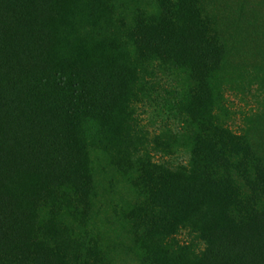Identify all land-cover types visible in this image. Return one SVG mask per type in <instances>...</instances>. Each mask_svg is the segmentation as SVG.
Instances as JSON below:
<instances>
[{
	"label": "trees",
	"instance_id": "1",
	"mask_svg": "<svg viewBox=\"0 0 264 264\" xmlns=\"http://www.w3.org/2000/svg\"><path fill=\"white\" fill-rule=\"evenodd\" d=\"M113 1L0 0V264H106L91 156L117 142L136 264H264V161L227 126L214 19L200 0ZM137 106L165 116L151 152Z\"/></svg>",
	"mask_w": 264,
	"mask_h": 264
},
{
	"label": "rangeland",
	"instance_id": "2",
	"mask_svg": "<svg viewBox=\"0 0 264 264\" xmlns=\"http://www.w3.org/2000/svg\"><path fill=\"white\" fill-rule=\"evenodd\" d=\"M200 2L214 19L228 48V66L215 82L221 84L225 96L229 112L227 126L233 132L243 133L264 161V0ZM113 5L117 14L127 16L134 9L147 13L155 9L154 2L149 0H114ZM135 110L142 135L132 132L131 137L135 143L143 142L151 152V140L165 127V116L149 107L137 106ZM86 131L93 139L95 132L90 125L86 126ZM114 147L108 145L109 154L97 152L91 156L95 190L90 197L88 234L101 248L106 264H136L135 256L127 251L126 242L122 234L120 236L123 224L119 216L120 211L130 208L137 198L131 186L133 172L118 167V142ZM154 159L166 160L159 155Z\"/></svg>",
	"mask_w": 264,
	"mask_h": 264
}]
</instances>
